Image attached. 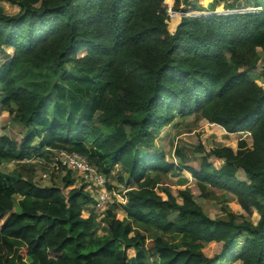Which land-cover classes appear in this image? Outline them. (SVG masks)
<instances>
[{"label":"trees","instance_id":"obj_1","mask_svg":"<svg viewBox=\"0 0 264 264\" xmlns=\"http://www.w3.org/2000/svg\"><path fill=\"white\" fill-rule=\"evenodd\" d=\"M6 1L18 11H0V49H12L0 63V110L25 132L18 141L0 135V165L65 149L85 156L102 175L119 168L128 181L124 202L109 204L96 219L82 214L92 203L83 185L63 193L12 171L8 186L0 187V264H212L240 231L246 237L230 258L264 264V91L249 75L256 47L264 49V9L182 15L168 33L163 0ZM188 1L180 0L179 11L188 10ZM178 5L173 0L174 10ZM22 63L58 76L70 66L92 87V111L61 119V93L50 97L15 79ZM190 114L229 133L252 130L250 148L239 139L235 150L216 146L201 155L197 169L182 167L201 191L208 185L232 193L244 212L239 222L231 213L208 217L188 188L177 191L180 202L165 187L159 189L165 198L156 191L160 173L173 165L153 140L175 115ZM238 169L245 181L235 177ZM252 210L255 223L244 217ZM216 244L219 252L209 253Z\"/></svg>","mask_w":264,"mask_h":264},{"label":"rangeland","instance_id":"obj_2","mask_svg":"<svg viewBox=\"0 0 264 264\" xmlns=\"http://www.w3.org/2000/svg\"><path fill=\"white\" fill-rule=\"evenodd\" d=\"M231 1L232 0H189L188 10L185 11L188 13L186 16L204 17L212 13L228 14L234 10H250L254 8L260 12L264 9V0ZM256 3L259 4V6H256ZM163 4L165 5L164 23L166 25V31L172 33L174 29L171 30L168 28L170 19L169 12H180L178 10L184 11L185 6L180 3V0L178 5L179 8L176 10L172 8L173 0H163ZM217 6H220L221 9H216ZM191 7H194V9H190ZM0 11L7 15H13L17 13L18 6L6 0H0ZM255 50L257 52V59L254 69L249 71V75L255 84L264 91V49L256 47ZM11 54V47L3 46L2 49H0V63L8 59ZM21 65L22 66L15 72V79H18L33 91L35 90L39 93H46L49 91L50 97L57 92L61 93L62 96H56L57 102L63 105L62 107H65L61 119H64L65 116L78 119L82 117L83 113H88V110L92 111V107L89 106L92 96V87L81 82L70 66L67 67L68 72L66 75L58 76V71H54L52 74L50 73V68H33L27 63H22ZM45 109L47 111L46 113L49 115L51 105H46ZM93 113L95 114L96 112L94 111ZM24 132L25 127L16 120L12 114H8L6 110H0V135H7L15 141H18ZM239 139H243L246 142V146L250 148L252 145V130L229 133L219 125L208 122L197 114H190L184 117L175 115L171 122L161 128L158 135L153 140L154 147L164 153V160L173 165L172 169L160 173L161 182L158 184L156 191L162 198H165L164 194L159 191L160 188L165 187L176 198V201L180 202L177 191L179 189L188 188L195 203L208 217L215 219L226 217L225 215L227 213H231L234 215L235 221L239 222L241 220L239 215L244 212L232 193L221 189L209 188L208 185L204 186V189L201 191L190 172L182 168L188 166L197 169L200 156L216 146H228L235 150L236 142ZM175 150H179L182 155L184 159L182 162L175 154ZM41 154L42 155L39 156L33 155L28 160L22 162L11 161L2 163L0 165V187L8 186V178L11 177V172L14 171L19 174L30 175L37 185L49 186L53 184L59 186L63 193H66L71 187L83 185L84 189L92 197L93 202L96 192L86 186L75 172L65 169L55 170L51 166V152H42ZM208 161L220 164V160H215L212 156L208 157ZM118 175H120L122 181H119ZM234 175L239 180H246L240 169L236 170ZM60 177H62L63 181L65 177L69 178L71 183L69 185L60 183L62 182L59 180ZM103 180L104 183L102 188L106 192L105 204L101 208L95 209L92 203H89L84 206L83 215L93 213L96 219H99L104 209L109 204L113 202H124L121 195L127 186V174L119 168H116L110 171L108 175H103ZM207 191H212L218 198L210 199L207 195L204 196ZM115 215L119 219L123 217V213L119 209L115 210ZM244 217L251 223H255L259 215H253L252 210L250 213L245 214ZM98 233H100V231ZM245 237L246 234L240 231V233L232 239L231 246L227 253L221 256V258L218 257L215 259L212 264H238L239 260L234 258L231 259L230 256L239 253ZM145 245L148 246L149 242L146 241ZM219 247V244L210 245L207 247L208 252L211 254L217 253L219 252ZM3 249V240L0 237V253H2ZM131 254L132 252L130 250H126L127 257Z\"/></svg>","mask_w":264,"mask_h":264},{"label":"built area","instance_id":"obj_3","mask_svg":"<svg viewBox=\"0 0 264 264\" xmlns=\"http://www.w3.org/2000/svg\"><path fill=\"white\" fill-rule=\"evenodd\" d=\"M245 12H258L256 8L250 10H234L230 13H245ZM183 15H188L186 12H182ZM218 14V13H212ZM229 14V13H228ZM51 166L57 169H65L71 172H75L86 186L93 189L96 195L93 199L92 206L95 209L101 208L105 204L106 192L103 187V175L97 171V169L92 166L85 156L74 152L67 151L65 149H52L51 150Z\"/></svg>","mask_w":264,"mask_h":264},{"label":"bare ground","instance_id":"obj_4","mask_svg":"<svg viewBox=\"0 0 264 264\" xmlns=\"http://www.w3.org/2000/svg\"><path fill=\"white\" fill-rule=\"evenodd\" d=\"M167 1H170V0H167ZM169 13H170V19H169L168 28L172 30L177 24L179 17H178V13L176 12H169Z\"/></svg>","mask_w":264,"mask_h":264},{"label":"crops","instance_id":"obj_5","mask_svg":"<svg viewBox=\"0 0 264 264\" xmlns=\"http://www.w3.org/2000/svg\"><path fill=\"white\" fill-rule=\"evenodd\" d=\"M232 1H233V0H232ZM232 1H231V2H232ZM237 1H240V0H237ZM182 5H183V4H182ZM59 180L62 181V182H60V183H63V184L65 183V185L67 184V178H66V177L64 178V181H63L62 177H60ZM52 185H53V184H52ZM46 186H48V185H46Z\"/></svg>","mask_w":264,"mask_h":264},{"label":"water","instance_id":"obj_6","mask_svg":"<svg viewBox=\"0 0 264 264\" xmlns=\"http://www.w3.org/2000/svg\"><path fill=\"white\" fill-rule=\"evenodd\" d=\"M178 11H179V10H178ZM176 12H177V11H176ZM177 13H178V17H179L178 22H177V24H178V23H179V20H180V17H181L183 14H181V11H180V12H177ZM177 24H176V25H177ZM176 25H175V26H176ZM174 28H175V27H174Z\"/></svg>","mask_w":264,"mask_h":264}]
</instances>
